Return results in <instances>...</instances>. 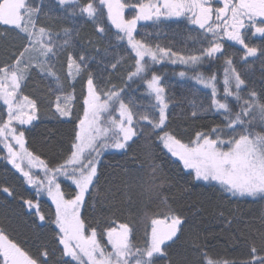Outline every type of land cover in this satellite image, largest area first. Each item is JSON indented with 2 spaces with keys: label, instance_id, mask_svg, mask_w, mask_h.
<instances>
[{
  "label": "snow or ice",
  "instance_id": "1",
  "mask_svg": "<svg viewBox=\"0 0 264 264\" xmlns=\"http://www.w3.org/2000/svg\"><path fill=\"white\" fill-rule=\"evenodd\" d=\"M214 3L222 6H214ZM61 6H78L82 15L96 23V30L105 33L102 26L104 10L107 20L117 30V41L127 42L128 58L134 63L127 69V81H141L145 92L137 104L127 98L126 89L116 84L102 85L90 71L89 57L69 52L66 60L69 81L87 73L82 86V115L75 118L72 139L66 152L57 162L42 159L29 151L25 132L14 125H29L37 119L38 103L21 95L24 84L33 72L60 78L53 71L50 60L65 50L70 43V33L65 30L63 43H58L50 29L39 25L40 9L29 0H0V25L21 35L23 43L0 65V101L6 106L7 118L0 117V143L7 151V162L19 172L27 185L34 188L36 196L46 192L54 206V241L64 264H155L157 258L166 256L168 242H174L182 230L184 219L172 208L167 198L161 199L151 219V229L145 230L142 243H133V229L127 223L112 226L113 222L87 220L82 208L99 180L100 158L108 150L127 151L131 143L144 135L156 136L166 154L176 158L187 175L194 181L205 182L218 191L237 198L264 199V102L255 91L242 95L245 80L233 66L234 61L225 51V40L239 45L242 59L255 57L264 49L250 46L246 36L264 37V0H88L82 6L78 0H59ZM134 9L130 19L125 9ZM75 14V13H73ZM177 18L198 26L200 38L194 39L198 47L191 50H174L136 39L139 21ZM194 31V29H190ZM224 58L223 95L218 88L217 74L205 76L198 71L206 61ZM167 60L181 64L193 71L196 84L210 89V103L200 105L201 111H215L222 116L219 124L207 130H197L185 141L174 130L168 129V97L164 82L152 65ZM119 61L111 64L115 71ZM181 77L186 72L179 73ZM74 95L57 97L55 112L60 117H70ZM143 109V110H142ZM197 116V111L192 112ZM72 122V121H69ZM27 161V168L22 166ZM143 167V165H142ZM150 171L142 187L149 193L163 188L166 178L159 175L160 168L149 163ZM32 169L39 171L33 172ZM42 173V175H41ZM67 184L68 191L62 187ZM0 192L9 196L12 190L5 186ZM30 214L45 221L38 200L25 199ZM50 206V207H51ZM102 224L104 226L102 227ZM260 247L252 239L247 256L242 259L213 257L206 248H199V264H264V233L259 238ZM47 247L33 256L0 229V264H48Z\"/></svg>",
  "mask_w": 264,
  "mask_h": 264
},
{
  "label": "trees",
  "instance_id": "2",
  "mask_svg": "<svg viewBox=\"0 0 264 264\" xmlns=\"http://www.w3.org/2000/svg\"><path fill=\"white\" fill-rule=\"evenodd\" d=\"M87 2L88 0H78L81 6ZM127 2L134 3L136 0ZM29 3L40 9L39 25L50 29L61 44L66 38L64 31L67 30L70 33V43L50 60L53 71L60 78L59 84L54 77L38 72H33L24 84L21 95L37 101V119L29 125L14 126L25 132L29 151L39 154L42 159L57 162L70 145L75 118L82 115L81 91L87 78V73H84L75 80L66 79L69 52L89 57V70L102 85L110 82L125 88L127 98L137 104L146 105L147 101L137 99L145 92L141 81L129 86L127 69L134 61L128 58L126 40L123 43L117 41V30L107 20L106 10L102 24L106 32L99 33L96 23L82 15L78 6H61L59 0H29ZM133 14L134 10L127 11V18L130 19ZM200 33L197 26L188 24L186 20L177 22V18H172L162 19L161 23L141 21L134 35L136 39L152 46L160 44L171 46L174 50H191L199 45L189 37L199 39ZM246 36L250 46L264 49V37L253 36L250 32ZM22 43L20 34L0 25V65ZM224 43L226 53L234 61L233 66L245 80L242 95L247 97L249 92L255 91L257 97L264 102V54L258 51L255 57H249L245 62L241 58L243 50L240 46L229 41ZM117 61L119 66L113 71L111 64ZM152 68L161 76L166 88L169 130H174L186 141L195 131L207 130L220 123L222 116L215 111L205 112L199 109L200 105L207 106L210 103V90L200 87L188 76L179 75L181 71L186 72V75H194L192 70L167 61L152 65ZM198 71L205 76L218 75V88L222 96L220 79L224 71V58L206 61ZM68 94L75 97L70 105L72 115L60 117L55 112L57 97H61L63 106V97ZM193 111H197L196 117L192 116ZM0 117L7 118L6 106L2 102ZM6 157V150L0 143V188L7 186L13 192L11 196L0 192V229L31 255L35 256L38 251L47 247L48 264H64V260L68 258L61 256L62 248L57 250L54 225L50 223L54 206H51L46 192L36 196L35 189L26 184L23 176L7 162ZM149 163L158 165L159 175L166 178L163 188L158 192L149 193L142 187L150 171ZM98 169L99 180L87 198V205L82 208L87 220L93 223L100 220L104 224L113 222L112 226L117 227L121 223H127L133 229V243L139 245L145 230L151 229V219L155 218L158 209L163 208L162 198L166 197L169 205L184 219L178 238L174 242H168L166 256L157 258L155 264H199L198 246L206 248L213 257L237 260L247 256L248 243L252 239L260 247L259 238L264 233V199L231 197L205 182L194 181L176 158L162 150L157 137L150 136L147 131L135 143H131L127 151L105 152L100 158ZM62 187L65 191L69 190L67 184ZM25 199H33L34 202L38 200L46 216L45 221L30 214L23 204Z\"/></svg>",
  "mask_w": 264,
  "mask_h": 264
},
{
  "label": "rangeland",
  "instance_id": "3",
  "mask_svg": "<svg viewBox=\"0 0 264 264\" xmlns=\"http://www.w3.org/2000/svg\"><path fill=\"white\" fill-rule=\"evenodd\" d=\"M222 6V5H221ZM131 10H134V9H128V8H126L125 9V17L127 18V11H131ZM139 22H141V21H139ZM138 22V23H139ZM195 26V25H194ZM198 27V26H197ZM254 30H248L246 33H248V32H250V34H252V32H253ZM258 36H260L259 34H257ZM256 35V36H257ZM225 41H227V40H225ZM229 42H231V41H229ZM231 43H233V42H231ZM239 46V45H238ZM164 61H167V60H164ZM168 62V61H167ZM170 63V62H169ZM181 65V64H180ZM182 66H184V65H182ZM185 67V66H184ZM185 76H188V78L190 79V80H192L194 83H196L195 82V80L194 79H192L191 77L193 76V75H185ZM184 76V77H185ZM223 79H224V71H223V74H222V77H221V79H220V83H221V92L223 93ZM197 85H199V84H197ZM200 87H203L202 85H199ZM204 88V87H203ZM208 90H210V89H208ZM0 102H2V101H0ZM6 150V149H5ZM6 154H7V151H6ZM22 166H24L25 168H27V161L25 160V161H23L22 162Z\"/></svg>",
  "mask_w": 264,
  "mask_h": 264
},
{
  "label": "flooded vegetation",
  "instance_id": "4",
  "mask_svg": "<svg viewBox=\"0 0 264 264\" xmlns=\"http://www.w3.org/2000/svg\"><path fill=\"white\" fill-rule=\"evenodd\" d=\"M214 6H221V5H217L214 3ZM261 20H264V18H257V23L259 24L261 22ZM254 30V29H251V31ZM258 36V35H257Z\"/></svg>",
  "mask_w": 264,
  "mask_h": 264
}]
</instances>
